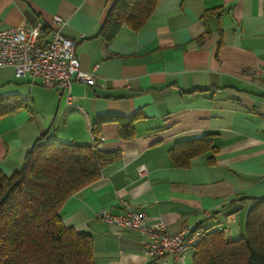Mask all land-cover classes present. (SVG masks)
<instances>
[{"label":"crops","instance_id":"0c3cea01","mask_svg":"<svg viewBox=\"0 0 264 264\" xmlns=\"http://www.w3.org/2000/svg\"><path fill=\"white\" fill-rule=\"evenodd\" d=\"M113 2L0 0V28L39 24L50 31L43 40L59 16L81 68L96 77L94 85L73 82L67 104L65 89L0 67V96L16 94L33 111L0 118V170L18 169L42 133L119 152L66 200L63 222L91 235L94 264H192V252L184 263L147 259L141 232L97 214L143 211L169 233L201 224L243 234L250 199L264 196V0H156L140 28L122 26L106 44L99 30ZM99 115L135 116L134 137L122 139L117 121H107L95 140ZM206 133L213 149L175 166L173 144Z\"/></svg>","mask_w":264,"mask_h":264},{"label":"trees","instance_id":"16d2710c","mask_svg":"<svg viewBox=\"0 0 264 264\" xmlns=\"http://www.w3.org/2000/svg\"><path fill=\"white\" fill-rule=\"evenodd\" d=\"M155 2L114 0L99 35L109 44L122 26L140 28ZM49 33L48 27H41L40 39ZM19 109L33 112L16 94L0 96V118ZM135 119L99 115L91 131L96 140L102 123L117 121L119 136L131 139ZM211 139L212 133H206L176 141L169 151L173 164L187 166L196 154L213 149ZM119 156V152L98 149L95 143L65 142L42 133L18 169L10 174L0 170V264H94L91 235L66 225L60 210ZM200 227L194 229L201 236L191 249L192 264H264V196L250 199L238 238L228 237L223 227Z\"/></svg>","mask_w":264,"mask_h":264},{"label":"built area","instance_id":"2783aa9c","mask_svg":"<svg viewBox=\"0 0 264 264\" xmlns=\"http://www.w3.org/2000/svg\"><path fill=\"white\" fill-rule=\"evenodd\" d=\"M57 27L51 30L48 40H41V25L29 28H0V67L10 66L16 78L37 77L44 87H61L66 90V103H71L69 88L73 82L94 85L93 72L81 68L74 53V40L60 31L62 19L53 17ZM248 73H251L249 71ZM109 225L128 228L143 234L144 253L147 259L170 255L184 263L201 236L200 230L182 228L169 233L161 221L148 223V216L143 211H131L126 214H112L104 209L97 214ZM209 216V215H207ZM228 222H234L230 215Z\"/></svg>","mask_w":264,"mask_h":264}]
</instances>
